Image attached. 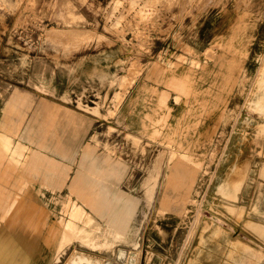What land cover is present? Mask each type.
Listing matches in <instances>:
<instances>
[{"label": "rangeland", "instance_id": "obj_1", "mask_svg": "<svg viewBox=\"0 0 264 264\" xmlns=\"http://www.w3.org/2000/svg\"><path fill=\"white\" fill-rule=\"evenodd\" d=\"M263 59L264 0H0V100L12 91L25 95L32 104L20 116L34 127L40 103L56 105L41 124L51 131L42 137L48 146L40 149L33 132H20L22 142L72 165L69 174L85 145L96 160L108 158L112 194L119 205L130 204L138 225L135 247L114 243L104 252L76 238L49 263L64 264L74 252L99 264H184L205 228L202 236L215 251L200 264H225L231 241L246 249H237L231 264H264V232L246 224L264 225V115L250 112L245 99L260 94ZM166 60L186 69L168 78L177 89L157 77L158 62ZM78 108L96 119L83 143ZM182 154L201 164L192 175L175 166ZM43 185L36 183V200L51 216L68 217L63 198L91 212L64 183L56 190ZM220 186L234 199L222 196ZM163 194L173 204L156 213ZM230 205L242 208L240 217H232ZM217 225L219 238L211 239Z\"/></svg>", "mask_w": 264, "mask_h": 264}, {"label": "bare ground", "instance_id": "obj_2", "mask_svg": "<svg viewBox=\"0 0 264 264\" xmlns=\"http://www.w3.org/2000/svg\"><path fill=\"white\" fill-rule=\"evenodd\" d=\"M115 4H117V2ZM169 63L170 62L167 60L163 63L158 62L157 77H163L166 83L172 84L176 88L175 83H173L172 81L173 79L168 78L173 75L181 76L184 73L187 74V72L186 69L178 66L174 68L172 67V64ZM262 67L264 69V64ZM40 77H42V75ZM262 77H264V75ZM240 85H243V83L241 84L240 82ZM183 86L184 90L186 89V91H188V89L190 88V82L187 80V84L184 83ZM257 89L260 90V94H258L257 91L256 93L258 95H255L254 93L253 98L250 99L248 97L245 99L252 109H248L251 110L250 112L255 110L257 114L264 115V79L257 82ZM164 99L165 98L163 95L158 96V101L161 104L162 102H164ZM226 101L227 98H224L223 102L225 103ZM0 103V162L3 161L0 164V264H48L53 257L57 261L60 258L64 246L71 243L76 238L79 239L80 243H83L84 245L86 244L89 247H93L95 250L104 252V249H107L108 246L114 245V243H125L135 247L138 242L136 236V234L138 233V225L133 224V215L130 211V204L125 202L124 204L119 205L112 194V189L110 187V184L108 183V180L113 172L111 171L109 166L106 169L108 158H105L104 162H102V160H96L91 149L87 145H85L83 146L80 157L75 164L76 169L74 170V172L69 174L68 170L71 169L72 165L62 162H56L55 160L48 158L44 153H42L33 145L26 146L18 135L20 132H33L35 135L34 139H37V145L39 146V148H44L46 144L43 143L42 137L47 136V133L50 135L51 131H49L50 129L46 124L45 128L41 130V124L42 121L47 120L49 117L53 118L50 115L54 116V112L52 111H55L56 105L52 102L49 103L46 101H42L40 103L41 107L39 108L40 122L36 125V127H34L32 125L33 119L29 120V122H26L25 116H20V111L23 108L28 109L32 104V101L28 102V99L25 95L20 94L17 91H12L7 97L0 100ZM14 116H19V120L16 122L13 121ZM237 117L238 116L236 115V118ZM12 137H15L17 139L15 143L12 142ZM169 153L170 154L166 158L165 168L170 166V161L174 155L173 151L171 150H169ZM38 156H40L41 158L37 159ZM2 164L5 165L4 168H2ZM175 166L184 168L187 174L192 175L196 171V169L201 166V164L197 160H192L191 155L182 154ZM42 168L48 169L47 175L44 176L43 172L45 171H39ZM232 168H234V166ZM229 169L231 170L230 166ZM67 174L68 178L66 179ZM169 174V172H165L164 174L167 178L166 183H170L171 181ZM182 178V174L179 173L176 180V183H178L179 186L182 184ZM224 179L226 180L225 177ZM228 180L231 181L230 179ZM239 181H235L234 189L237 188V184L239 183ZM36 183L40 185L44 184L46 185V187H51L55 190L56 188L59 189L64 183V185L67 186L70 192L75 193L77 198H79L89 206L91 212L83 210L81 206L77 205L74 202L69 203L67 198L62 197L64 210L69 204V209L66 211V215H68V217L66 218L61 215V217L51 216L46 210L47 208L45 209V207L36 200L38 191V189L36 188ZM178 188L179 187H177V189ZM218 188L220 189V193L222 192L224 194L222 196L234 199L235 195L233 193V190H224L221 186ZM150 189L153 190V188ZM156 189L157 186L154 187V191ZM219 189L217 191H219ZM154 191L152 193L150 192L152 198H154L155 195ZM182 197L183 199L188 200L189 192L186 191L182 195ZM172 204L173 203L171 198L163 194L159 199V203L153 205V211H155L156 213H160L164 209H171ZM229 210L232 213V217L235 216L237 218L240 217L242 212V208H235L231 205L229 207ZM92 214L96 216V219ZM246 224L259 232H264V225H262V223L247 221ZM203 229H201L195 247L191 251L188 259L184 264H200V261L203 260L202 258L210 260L213 258L215 250H213L212 245L210 247L206 243L207 239L205 240V238L202 236ZM189 230L187 232L188 234H190L191 232ZM220 232L221 227L220 225H217L213 229L212 233L210 232V238L214 239L220 234ZM217 238H219V236ZM237 249L244 250L245 246L242 245L241 241H231L230 249L228 250V252H226L227 257L226 259H224L225 264L232 263L231 261L235 258ZM82 260L87 261L89 264H99L100 262L99 260H97V258H85L78 256L73 252L70 257H68V259H65L64 264H82ZM87 262L86 264H88ZM130 263L131 262H129V264Z\"/></svg>", "mask_w": 264, "mask_h": 264}, {"label": "crops", "instance_id": "obj_3", "mask_svg": "<svg viewBox=\"0 0 264 264\" xmlns=\"http://www.w3.org/2000/svg\"><path fill=\"white\" fill-rule=\"evenodd\" d=\"M128 94L126 95L124 101H122V106L126 102V100L128 98L127 97ZM74 112L76 114H78L79 121L81 122L80 127H82V130H84V132H85V133H83L84 135L82 134V136H81L82 138L79 140V143H83L84 138H85V134H86V128L92 127L95 124L96 119H95V116L90 114V112L84 111L83 109H80V108L74 109ZM12 142L15 143L14 140Z\"/></svg>", "mask_w": 264, "mask_h": 264}]
</instances>
